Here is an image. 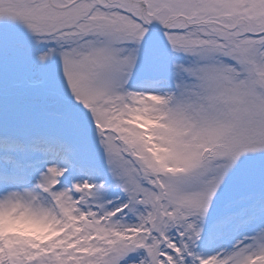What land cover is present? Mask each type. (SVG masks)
<instances>
[{"label": "snow or ice", "instance_id": "snow-or-ice-1", "mask_svg": "<svg viewBox=\"0 0 264 264\" xmlns=\"http://www.w3.org/2000/svg\"><path fill=\"white\" fill-rule=\"evenodd\" d=\"M0 264H264V0H0Z\"/></svg>", "mask_w": 264, "mask_h": 264}]
</instances>
